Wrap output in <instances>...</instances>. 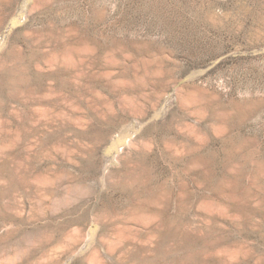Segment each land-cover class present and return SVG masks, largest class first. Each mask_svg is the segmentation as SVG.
<instances>
[{
	"label": "rangeland",
	"instance_id": "1",
	"mask_svg": "<svg viewBox=\"0 0 264 264\" xmlns=\"http://www.w3.org/2000/svg\"><path fill=\"white\" fill-rule=\"evenodd\" d=\"M0 264H264V0H0Z\"/></svg>",
	"mask_w": 264,
	"mask_h": 264
}]
</instances>
